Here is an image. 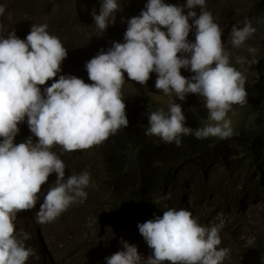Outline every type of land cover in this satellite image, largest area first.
Instances as JSON below:
<instances>
[{"label": "clouds", "instance_id": "9594fccd", "mask_svg": "<svg viewBox=\"0 0 264 264\" xmlns=\"http://www.w3.org/2000/svg\"><path fill=\"white\" fill-rule=\"evenodd\" d=\"M59 1L72 3L76 13ZM31 3L0 0V264H56L46 246V229L62 220L67 214L63 212L77 202L84 203L81 209L111 220L120 214L125 221L138 217L131 225L139 228L142 237L130 233L128 241L121 240V251L111 241L118 231L105 234L101 228L95 243L101 251L100 264H141L138 248L144 243L152 249L146 264H224L226 260L250 264L249 260L235 263L232 259L230 254H239L248 246L235 250L238 240L234 232L229 234L234 241L223 236L227 232L224 221L215 224L211 218L205 223L199 218L201 225L196 209L212 206L217 215L227 217L229 212L244 211L248 206L252 211L264 202V165L248 172L261 185L257 195L258 188L251 191L257 198L230 201L235 189L242 193L238 183L242 176L238 174L232 182H222L225 196L219 194L197 204L195 184L185 193L180 185L177 204L170 193L166 198V193L163 200L153 201L155 208L143 204L136 214L110 209L109 194L105 205L98 204L95 197L91 198L94 204H86L90 195L85 189L93 173L66 177L65 170L79 168L69 161L67 152L87 151L128 127L126 98L134 103L143 99L146 110L152 111L146 135L174 142L177 147L182 135L228 138L226 145L233 151L230 145L238 129L249 130L253 124L241 125L233 133L228 118L233 105L247 103L253 120L249 103L264 110V67L246 82L245 75L232 65L233 53L242 56L237 57L239 64L253 54V64L262 67L264 36L258 43L254 39L264 24L256 25L248 17L239 20L226 0H47L41 19L35 22L25 19L35 11ZM263 8L264 0H255V10ZM73 51L86 54L78 67L71 62ZM49 80L50 85L42 91ZM126 80L134 92L126 93ZM142 88L181 101L188 95L200 96L209 123L193 130L187 126L193 121L186 122L181 104L173 102L167 111L152 107ZM25 120L33 135L27 132L18 140L19 125ZM57 145L63 150L59 155L54 152ZM229 159L233 157L225 159L226 163ZM219 162H207L204 179L208 189L220 183L214 176L225 164ZM210 169H216L213 176ZM53 173L57 178L51 179L52 185L41 199L43 186ZM202 174L203 169L197 184L202 183ZM176 186L171 184L166 190ZM224 202L227 207H222ZM108 210L112 211L109 215ZM140 211L146 216H138ZM152 214L157 216L152 219ZM36 237L44 242L41 258L25 243ZM259 238L263 240L256 242ZM263 242L264 236L254 237L251 245L256 247V259L264 262ZM221 243L224 248L219 247ZM75 250L79 251V246ZM83 252L79 251L77 262Z\"/></svg>", "mask_w": 264, "mask_h": 264}, {"label": "trees", "instance_id": "16d2710c", "mask_svg": "<svg viewBox=\"0 0 264 264\" xmlns=\"http://www.w3.org/2000/svg\"><path fill=\"white\" fill-rule=\"evenodd\" d=\"M49 82L50 80L45 86H42V91L43 88L50 85ZM123 100L126 104V115L129 121L127 128L122 127L115 134L110 135L107 140L92 146L87 151L67 152L70 157L69 161H75L76 167L85 165L91 173L95 170V174L103 173L105 175L108 184L107 189L110 187V190L108 189V207L110 209L115 212H123L126 209L127 212L136 214L137 207H141L143 204L148 207L156 198L163 200L166 193H168L166 198L169 197L170 193V198L174 200L180 185L185 193L187 192L186 189L189 186L193 187L194 184V195L197 196V201L194 203L199 204L204 199L203 202L206 203L213 196L227 195V192L224 193L222 182L227 180L232 182V179L238 174L242 176V181L238 182L242 186V193L238 192L241 189H235L230 195V201L234 199L236 202V199L258 197L255 195L259 192L261 185L248 174V172H254L255 167L261 169L264 165V110L258 105L248 104V110L254 117L253 124L250 125L249 130L244 127L238 129L235 140L230 145L234 148L231 151V148L226 145L228 138L197 139L194 135H182L180 137L181 145L177 147L174 142L165 143L159 137L146 135L148 116L152 111L146 110L143 99H138L137 103H134V99L126 98ZM187 126L196 130L205 125L193 121ZM19 128L18 140L27 132L30 133L29 136L33 135L27 120L21 123ZM33 139L36 138L33 137ZM62 151L59 145L55 146L54 152L57 155L61 154ZM73 154H76L75 158ZM241 154L242 157H240ZM231 156L233 160L229 159L226 163L225 159ZM209 161H220L218 164L222 162L225 167L214 176L220 183H215L208 189V182L204 177ZM202 169V183L197 184L198 175ZM92 175L94 176V173ZM171 184L177 185V188L172 189L170 187L166 190ZM253 187L258 188V191L251 196ZM90 203L94 204L91 202V198L87 200L86 204ZM221 205L227 207V202ZM111 212L108 210V215ZM228 239L234 241L235 237L228 235ZM262 240L263 238H259L256 242ZM25 243H29L37 256L41 258L40 248L44 245L41 238L29 239ZM261 244V249H263L264 242ZM219 247L224 248V245L221 243ZM255 248V245L252 244L242 249L239 254L230 255H232L235 263L243 259L249 260L250 264H264L263 261L256 259Z\"/></svg>", "mask_w": 264, "mask_h": 264}, {"label": "rangeland", "instance_id": "374dc122", "mask_svg": "<svg viewBox=\"0 0 264 264\" xmlns=\"http://www.w3.org/2000/svg\"><path fill=\"white\" fill-rule=\"evenodd\" d=\"M31 1V5L35 6V11L29 13L28 15H25V19L35 22L41 19L43 8L47 0ZM226 1L229 2L231 10L238 13L239 20H244L248 17L249 20L256 25H259L261 23L264 24V8L261 10H255V0ZM59 3L66 6L72 14L76 13L74 9H72V3L69 5L65 1H59ZM263 36L264 28H260V33L255 37L254 42L258 43ZM233 54V60L235 62L232 65L245 75L246 82L248 79L257 76L261 68L264 67V65L260 67L258 66V64H253V54L245 59L246 62L244 64H239L236 62L237 57H242L241 55H239V52H234ZM71 57V62L73 64H76V67H78L84 62L86 54L73 51ZM155 74L156 73H152L151 75ZM125 86L126 93L134 92L133 87H129L130 82L128 80H126ZM143 90L147 96L150 106L167 111L169 105H171L173 102H176L181 104L182 110L186 116V122L196 120L198 123H203L205 125L209 123L208 111L204 107V102L200 96L191 97V95H188L184 101H181L179 100V98L174 97V95H165L162 91L150 92L147 89ZM246 108L247 103H245L244 105L237 104L233 105L232 110L229 112L228 118L232 121L233 133H235L241 125L249 126L253 121V118L248 114ZM84 171L88 172L90 171V169L86 168L85 165H82L79 166L78 170L75 171L65 170L66 177L71 174L78 175ZM210 171V176H213L216 169H210ZM92 172L94 173L95 177L88 172L90 174V184L85 189V191L88 195H90V198L95 197L98 204L105 205L106 197L108 195V184L105 180L106 177L103 173L95 174V170ZM55 178H57L55 173L50 175L48 182L43 186L42 192L40 194L41 199L44 198L49 187L52 185L51 179ZM97 190L101 192L98 194ZM190 197L191 194L186 195V198ZM261 200H264V198H261ZM177 202V199H175L176 204ZM83 204V202L72 204L65 212H63L67 214L62 220L48 226V228L46 229V246L49 247L51 256L55 259L56 264H100L102 261L101 251L97 250L95 243L98 239H100V235L98 233L102 230L101 228H103L104 232L106 231L105 234H109L112 229L113 231H118L115 235V238L111 237V241L113 243V246H117L116 250L120 251L123 249L121 240L123 239L125 241H128V235L130 236V233H136V237L138 238L142 237L139 232V228L131 225L136 220H138V217H130L128 221H125L122 218L123 215L120 214L116 219L111 220L110 217L106 218L103 215L93 214L87 209H81L80 206ZM160 204H162V202ZM211 207L212 206H204V208L196 209L198 216H201L196 217L198 218V222L203 225L202 221L199 218H204L203 220L205 223H210L211 218H214L211 222L215 224L224 221V224L227 225V232H224L223 236L226 237L233 232L235 233L236 239L238 241L234 245V248L237 252H239L240 246L246 247L251 245L254 237L264 236V202L259 203L257 207L250 212L248 211L251 210L250 206H248L247 210L244 211L229 212L230 217H227L223 214L217 215L218 210ZM142 214L144 217L147 213H143L140 211L138 213V216H142ZM152 216V219H154L157 215L152 214ZM74 220L77 223L74 222ZM106 237L102 238L106 239ZM106 242L109 243L108 240ZM93 244L94 247L92 249ZM78 246L79 251H84L83 256L81 257L79 262L76 261L79 251L75 250ZM138 250L142 254L141 264H146L147 257L152 255V249L148 247L147 243H144V245L138 248ZM224 264H232V262L226 260L224 261Z\"/></svg>", "mask_w": 264, "mask_h": 264}]
</instances>
